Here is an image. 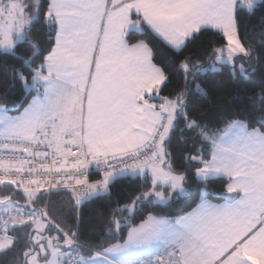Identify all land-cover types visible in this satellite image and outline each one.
<instances>
[{"label": "snow or ice", "instance_id": "6c2138e0", "mask_svg": "<svg viewBox=\"0 0 264 264\" xmlns=\"http://www.w3.org/2000/svg\"><path fill=\"white\" fill-rule=\"evenodd\" d=\"M257 12L264 47V0H0V264H264V121L194 108L202 77L264 66L240 35ZM203 32L218 43L183 55ZM156 42L182 57L174 94ZM124 181L138 190L113 201ZM194 188L191 211L159 214ZM96 199L109 207L85 237Z\"/></svg>", "mask_w": 264, "mask_h": 264}, {"label": "trees", "instance_id": "16d2710c", "mask_svg": "<svg viewBox=\"0 0 264 264\" xmlns=\"http://www.w3.org/2000/svg\"><path fill=\"white\" fill-rule=\"evenodd\" d=\"M260 12H257L255 17L241 14L240 16V35L244 37L246 45L252 46L264 56V47H261L260 41V29L258 21ZM144 37L137 35L133 36V42L135 39H143ZM218 43V38L214 37L211 32H203L199 38L190 43L184 50L183 55L194 53V58H202L203 54L210 49L213 44ZM155 61L166 70L172 72L171 80L167 87L163 88L162 95L174 94L183 87L182 78H178L175 75V63L182 58L177 54L167 49L163 44L155 43ZM11 63V61H9ZM39 63V61H37ZM239 63V61H238ZM264 65V60L261 61ZM0 80H3V75L0 73ZM205 91L208 93L206 97L198 98V103L194 105L195 114H207L209 109L213 110V115L219 117L222 113L229 118H235L244 120L249 124L250 128H260V121H264V100L261 99L260 94L264 91V66L258 67L255 73H250L247 79L234 80L227 68L223 71L215 74H208L202 77V85ZM19 93H17V96ZM32 95H35L33 92ZM31 95L27 96V100L30 101ZM24 106H27V102H23ZM23 111V107L18 106V111H12L10 115L19 114ZM188 145L192 144L191 140L187 141ZM175 146V141H174ZM179 163V161H177ZM92 178V177H91ZM95 179V178H92ZM139 182L137 181L136 184ZM223 183L214 182L206 189L207 199L215 204L223 203L219 193L223 192ZM136 185L129 181H124L113 190L111 199L115 201L120 199L123 203L126 201L130 193H134ZM2 191V186H0ZM200 195L199 189L194 188L190 191V194L186 197H182L179 201L164 206L159 210V214L167 215L172 218L183 215L184 213L191 211L199 202ZM55 208L54 211L60 217L64 223L71 225L74 223L75 213H70L68 206L61 202L60 198L54 199ZM108 204L105 200L96 199L90 202H85L81 209V231L83 236H87L91 228L95 225L98 213L107 211ZM146 215V213H145ZM139 222V218L136 220ZM10 258V257H9Z\"/></svg>", "mask_w": 264, "mask_h": 264}, {"label": "built area", "instance_id": "2783aa9c", "mask_svg": "<svg viewBox=\"0 0 264 264\" xmlns=\"http://www.w3.org/2000/svg\"><path fill=\"white\" fill-rule=\"evenodd\" d=\"M92 178H97L96 176H92Z\"/></svg>", "mask_w": 264, "mask_h": 264}, {"label": "rangeland", "instance_id": "374dc122", "mask_svg": "<svg viewBox=\"0 0 264 264\" xmlns=\"http://www.w3.org/2000/svg\"><path fill=\"white\" fill-rule=\"evenodd\" d=\"M22 112V111H21ZM16 115H18V114H16Z\"/></svg>", "mask_w": 264, "mask_h": 264}, {"label": "crops", "instance_id": "0c3cea01", "mask_svg": "<svg viewBox=\"0 0 264 264\" xmlns=\"http://www.w3.org/2000/svg\"><path fill=\"white\" fill-rule=\"evenodd\" d=\"M215 204V203H214Z\"/></svg>", "mask_w": 264, "mask_h": 264}]
</instances>
